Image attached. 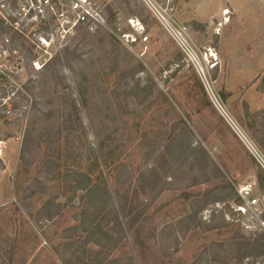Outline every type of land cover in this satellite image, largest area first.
Instances as JSON below:
<instances>
[{
	"label": "rangeland",
	"instance_id": "374dc122",
	"mask_svg": "<svg viewBox=\"0 0 264 264\" xmlns=\"http://www.w3.org/2000/svg\"><path fill=\"white\" fill-rule=\"evenodd\" d=\"M96 2L105 24L57 40L40 70L6 61L0 264H143L116 223L134 188L170 264H264V226L239 210L245 186L264 197V168L233 126L264 155V0Z\"/></svg>",
	"mask_w": 264,
	"mask_h": 264
},
{
	"label": "built area",
	"instance_id": "2783aa9c",
	"mask_svg": "<svg viewBox=\"0 0 264 264\" xmlns=\"http://www.w3.org/2000/svg\"><path fill=\"white\" fill-rule=\"evenodd\" d=\"M97 24H105V19L96 0H0V80L4 79L5 73L12 71L6 61L10 57L21 55L17 48L9 46L12 38L3 34L2 27L16 26L18 29L22 27V30H33L32 55L35 59L32 65L36 70H40L44 66L40 58L55 55L53 47L57 40L66 37L80 26L91 28ZM228 118L231 120L229 116ZM233 124L241 139L264 168L262 152L235 123ZM5 147L6 141L0 139V158L5 153ZM240 193L246 204L240 205L239 210L264 226V197L252 195L251 185L245 186Z\"/></svg>",
	"mask_w": 264,
	"mask_h": 264
},
{
	"label": "trees",
	"instance_id": "16d2710c",
	"mask_svg": "<svg viewBox=\"0 0 264 264\" xmlns=\"http://www.w3.org/2000/svg\"><path fill=\"white\" fill-rule=\"evenodd\" d=\"M186 126V122H184ZM186 133V132H185ZM187 136L186 134H184ZM183 138L181 141L180 152L186 151V146L183 144ZM173 143L174 138H171L168 145L166 146L165 153L161 156L162 159H168L169 156H173ZM191 146L190 143H188ZM99 166L98 160L95 163ZM92 171L78 172L76 175L84 181V188H88L91 193L100 194L103 198L109 195V189L106 181L103 178L102 172H100L99 178L102 179L101 184L99 181L95 182ZM153 176V177H152ZM160 179V169L155 167L151 170V175L148 177L153 179L157 177ZM158 182H156L157 184ZM143 186V185H142ZM143 188V187H142ZM143 192V190H142ZM141 189L134 188L132 191L127 189L122 195V209L116 210L117 219L116 223L121 232L129 233L133 246L137 250L143 264H170V262L159 255L155 249L154 243L152 242V235L147 231L150 217L145 214V209L141 207L142 201H140V195L142 194ZM123 212L124 219L121 218L120 214Z\"/></svg>",
	"mask_w": 264,
	"mask_h": 264
},
{
	"label": "flooded vegetation",
	"instance_id": "af4514ba",
	"mask_svg": "<svg viewBox=\"0 0 264 264\" xmlns=\"http://www.w3.org/2000/svg\"><path fill=\"white\" fill-rule=\"evenodd\" d=\"M17 6V5H16ZM3 34L10 35L12 38V41L9 46L19 47L20 54H32V42L34 41V32L32 29L27 28L23 29L22 27L18 29L16 26L11 27H2Z\"/></svg>",
	"mask_w": 264,
	"mask_h": 264
}]
</instances>
